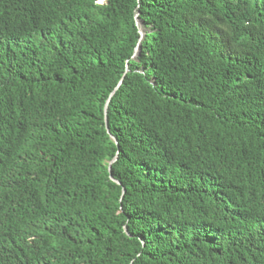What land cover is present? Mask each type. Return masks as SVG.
I'll return each mask as SVG.
<instances>
[{
    "label": "trees",
    "instance_id": "obj_1",
    "mask_svg": "<svg viewBox=\"0 0 264 264\" xmlns=\"http://www.w3.org/2000/svg\"><path fill=\"white\" fill-rule=\"evenodd\" d=\"M0 264H264V0H0Z\"/></svg>",
    "mask_w": 264,
    "mask_h": 264
},
{
    "label": "water",
    "instance_id": "obj_2",
    "mask_svg": "<svg viewBox=\"0 0 264 264\" xmlns=\"http://www.w3.org/2000/svg\"><path fill=\"white\" fill-rule=\"evenodd\" d=\"M136 21H137V19H136ZM136 24H137V26L139 27V26H144V22H143V20H138L137 22H136ZM139 34H140V40L144 37V34H145V32L144 31H141V29H139ZM140 51V44H138V46H137V48H136V50H135V53H134V56H133V58L137 55V53ZM113 95V94H112ZM111 95V96H112ZM110 96V97H111ZM109 99L107 100V102H106V106H105V109H104V113H105V115H106V109H107V105H108V103H109ZM105 119V123H106V117L104 118ZM109 137H110V139L111 140H113L115 143H116V140H115V138L112 136V135H109ZM116 161V158L114 159V160H112V162L110 163V165L113 163V162H115ZM109 173H110V169H109ZM110 177H111V175H110ZM122 193H124V189L122 190Z\"/></svg>",
    "mask_w": 264,
    "mask_h": 264
},
{
    "label": "rangeland",
    "instance_id": "obj_3",
    "mask_svg": "<svg viewBox=\"0 0 264 264\" xmlns=\"http://www.w3.org/2000/svg\"><path fill=\"white\" fill-rule=\"evenodd\" d=\"M140 28H142L143 29V31H145V28L144 27H142V26H139Z\"/></svg>",
    "mask_w": 264,
    "mask_h": 264
},
{
    "label": "bare ground",
    "instance_id": "obj_4",
    "mask_svg": "<svg viewBox=\"0 0 264 264\" xmlns=\"http://www.w3.org/2000/svg\"><path fill=\"white\" fill-rule=\"evenodd\" d=\"M141 29V28H140ZM141 31H142V29H141Z\"/></svg>",
    "mask_w": 264,
    "mask_h": 264
}]
</instances>
